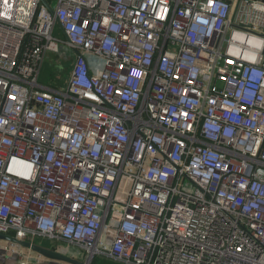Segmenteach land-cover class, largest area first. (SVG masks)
<instances>
[{"label": "built area", "instance_id": "obj_1", "mask_svg": "<svg viewBox=\"0 0 264 264\" xmlns=\"http://www.w3.org/2000/svg\"><path fill=\"white\" fill-rule=\"evenodd\" d=\"M46 2L0 0V233L83 264H264V0ZM60 43L64 89L39 82Z\"/></svg>", "mask_w": 264, "mask_h": 264}, {"label": "rangeland", "instance_id": "obj_2", "mask_svg": "<svg viewBox=\"0 0 264 264\" xmlns=\"http://www.w3.org/2000/svg\"><path fill=\"white\" fill-rule=\"evenodd\" d=\"M54 37L59 40H63L64 34L62 33V31H60L59 28H57L55 30ZM75 59L76 55L72 52H69V50H66L63 44L60 43L51 45L49 50L47 51L45 62L42 66L39 82L49 87L64 89L68 80L69 67L73 64ZM38 243L43 246L49 247L50 249L57 248L61 253H68L67 251L80 252L79 249L76 247H69L66 244L58 243L49 239L41 238L38 240ZM1 246L3 248L2 252L6 254L7 257L10 258V260H14L16 264V259L14 256L16 255V253L5 252V250L11 248L12 245L8 243H3V245ZM19 250L21 252H26L23 248H20ZM22 255L24 259H29L28 264H36L37 261L39 263V260L42 259V257L40 256H35L31 251H28L26 254ZM78 259L82 262L86 260L84 255H80ZM17 261L18 264H20L18 259ZM98 264L103 263L99 262Z\"/></svg>", "mask_w": 264, "mask_h": 264}, {"label": "water", "instance_id": "obj_3", "mask_svg": "<svg viewBox=\"0 0 264 264\" xmlns=\"http://www.w3.org/2000/svg\"><path fill=\"white\" fill-rule=\"evenodd\" d=\"M44 4H47L46 0H42ZM0 241H5L14 245H17L23 249L30 250L33 253L37 254L38 256L48 259V260H53V261H58V262H63L66 264H83L82 262L75 260L69 256H66L63 253H60L56 250L42 247L37 244H32L27 241H20L12 236L9 235H4L0 233Z\"/></svg>", "mask_w": 264, "mask_h": 264}, {"label": "crops", "instance_id": "obj_4", "mask_svg": "<svg viewBox=\"0 0 264 264\" xmlns=\"http://www.w3.org/2000/svg\"><path fill=\"white\" fill-rule=\"evenodd\" d=\"M3 243H8V242H5V241H0V263L1 264H15V261L14 260H10V258H8L7 257V255L6 254H4L2 251V246L1 245H3ZM40 246H42V247H46V246H43V245H40ZM46 248H49V247H46ZM57 250V249H56ZM25 251L26 252H23V254H26L28 251H30V250H26L25 249ZM58 251V250H57ZM6 252V251H5ZM32 252V251H31ZM33 253V252H32ZM35 256H37L38 257V255L37 254H35V253H33ZM15 256V259H16V264H18V261H17V259L19 260V263H20V258H19V256L16 254V255H14ZM30 257V256H29ZM27 261L29 262V259L27 258ZM36 264H66V263H63V262H58V261H53V260H48V259H44V258H42L41 260H39V263H38V261H37V263Z\"/></svg>", "mask_w": 264, "mask_h": 264}, {"label": "trees", "instance_id": "obj_5", "mask_svg": "<svg viewBox=\"0 0 264 264\" xmlns=\"http://www.w3.org/2000/svg\"><path fill=\"white\" fill-rule=\"evenodd\" d=\"M107 264H111V263H107Z\"/></svg>", "mask_w": 264, "mask_h": 264}]
</instances>
